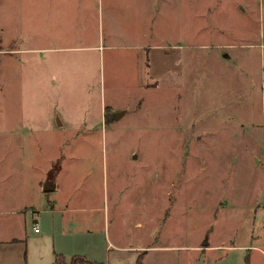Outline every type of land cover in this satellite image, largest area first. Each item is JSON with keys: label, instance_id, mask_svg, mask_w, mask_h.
Here are the masks:
<instances>
[{"label": "rangeland", "instance_id": "rangeland-1", "mask_svg": "<svg viewBox=\"0 0 264 264\" xmlns=\"http://www.w3.org/2000/svg\"><path fill=\"white\" fill-rule=\"evenodd\" d=\"M63 1L0 0V208L23 209L8 220L0 212V236L30 234L24 208L42 204L39 182L58 163L59 189L41 195L92 224L97 257L111 241L158 236L209 240L205 250L181 249L178 264H264V0H166L162 9L106 0L136 42L177 40L190 59L183 85L153 82L136 115L116 122L109 109L108 135L84 129L102 101L130 98L132 54L108 49L90 87L81 77L54 84L46 55L15 66V39L30 44L33 30L47 38L60 26L49 10ZM56 114L70 124L56 128Z\"/></svg>", "mask_w": 264, "mask_h": 264}, {"label": "crops", "instance_id": "crops-1", "mask_svg": "<svg viewBox=\"0 0 264 264\" xmlns=\"http://www.w3.org/2000/svg\"><path fill=\"white\" fill-rule=\"evenodd\" d=\"M151 2L155 8L162 9L166 0H151ZM112 7L113 4L106 0H65L59 9L55 7L49 10V24L55 18L60 22V26L54 29L49 25L47 38L33 30L30 44L24 39H15L17 45L15 66H25V54H38L36 58L39 60H43L42 55H46L49 70H53V83L58 85H61L64 79H67L69 86L74 85L73 83L81 77L86 87L93 86L95 76L101 71L104 55L108 49L115 48L119 52L132 54L130 83L133 92L130 93V98L116 103L108 99L102 101L97 108L98 115L96 122L92 124L93 127L84 129L90 134L99 132L103 135L109 134L105 121L109 109L115 112L116 122H124L129 111L136 115L145 107V94L151 93L152 88H155L153 82L158 81L157 87L160 88L168 83L183 85V79H185L183 73L186 68L184 64L190 61L184 54L182 42L177 40L164 43L150 40L136 42L129 32L120 30L119 20ZM139 14L143 19L145 15L142 12ZM65 19L72 21L66 22L67 25L66 23L61 25ZM105 25L109 28V43L105 41ZM227 57L225 55V58ZM5 59L2 58V61L7 66V59ZM191 61H194L193 57ZM52 121L56 128L67 127L70 124L67 119L57 114ZM136 121L138 120L136 119L133 123L127 122L133 125ZM113 125H115L114 122ZM133 159H138L137 153L133 155ZM57 164L39 182V191L44 196L55 193L59 189L56 179ZM142 167L146 168L145 165ZM47 183H51L53 189L46 190ZM41 194L42 204L32 203L24 208L26 214L28 213L31 217L29 225L32 233H23L21 229L19 232L0 236V264H54L57 261V255L63 256L67 263H70L74 257H84L99 264H138V258L143 253H145L144 264H178V252L181 249L205 250L211 247L209 240L193 246L182 242L162 241L158 236L155 240L151 238L147 242H139L133 237L127 244L123 243L125 239L111 241L106 246V250L109 249L107 257H97L93 255L95 239L94 232L91 230L92 224L90 227V224L87 225L86 222L82 225L78 220H70L68 216L72 210L71 204L60 203ZM22 210L7 202L0 208L1 215L7 220L20 215ZM46 214H49L50 223L45 226L42 223ZM136 225H141V222H137ZM136 241L137 244H135ZM101 249L98 252H101Z\"/></svg>", "mask_w": 264, "mask_h": 264}, {"label": "trees", "instance_id": "trees-1", "mask_svg": "<svg viewBox=\"0 0 264 264\" xmlns=\"http://www.w3.org/2000/svg\"><path fill=\"white\" fill-rule=\"evenodd\" d=\"M145 253L141 254L138 258V264H144ZM54 264H99L97 262H93L84 257H74L70 263H67L63 256L57 255V261ZM248 264V262H247Z\"/></svg>", "mask_w": 264, "mask_h": 264}, {"label": "water", "instance_id": "water-1", "mask_svg": "<svg viewBox=\"0 0 264 264\" xmlns=\"http://www.w3.org/2000/svg\"><path fill=\"white\" fill-rule=\"evenodd\" d=\"M45 189H46V190L53 189V185H51V183H47V184L45 185Z\"/></svg>", "mask_w": 264, "mask_h": 264}, {"label": "built area", "instance_id": "built-area-1", "mask_svg": "<svg viewBox=\"0 0 264 264\" xmlns=\"http://www.w3.org/2000/svg\"><path fill=\"white\" fill-rule=\"evenodd\" d=\"M38 230V229H37Z\"/></svg>", "mask_w": 264, "mask_h": 264}]
</instances>
